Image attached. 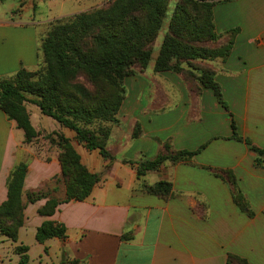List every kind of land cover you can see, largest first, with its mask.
Returning <instances> with one entry per match:
<instances>
[{
  "label": "crops",
  "instance_id": "0c3cea01",
  "mask_svg": "<svg viewBox=\"0 0 264 264\" xmlns=\"http://www.w3.org/2000/svg\"><path fill=\"white\" fill-rule=\"evenodd\" d=\"M249 1L218 2L213 7L217 34L240 28L227 59L206 63L215 73L228 111L211 90L202 88L196 95L180 75L154 72L155 57L143 72L124 81L125 98L107 143L113 156L110 169L105 170L108 160L97 151L86 150L73 140L72 131L58 126V132L73 140L81 163L90 173L100 175V180L87 199L61 204L50 217H41L37 211L49 198L65 196L58 151L35 150L31 143H24L23 132L0 110V205L6 200L9 173L18 163H27L22 188L24 222L16 243L0 235V264H18L19 255L14 252L18 245L27 247L28 264L65 260L80 264H226L230 254L248 264H264V190L257 173L264 170V164L257 170L253 166L257 157L264 163V155L231 139L230 127L233 119L239 136L264 150V48L256 51L252 44L254 37L264 34V20L259 2ZM37 30L20 17L0 19V78H10L20 68H37ZM26 109L30 113L27 104ZM256 124L263 136L261 143L249 133ZM135 125L141 130L137 138L132 137ZM165 144L177 151L204 148L190 164L164 162L138 180V164L153 160ZM213 169L234 174L251 216L235 205L228 185ZM141 181L169 183L170 194L167 198L148 194L141 189ZM39 191L48 197L28 203L26 194ZM44 221L62 224L65 239L38 243L35 233ZM125 235L130 239H124Z\"/></svg>",
  "mask_w": 264,
  "mask_h": 264
},
{
  "label": "trees",
  "instance_id": "16d2710c",
  "mask_svg": "<svg viewBox=\"0 0 264 264\" xmlns=\"http://www.w3.org/2000/svg\"><path fill=\"white\" fill-rule=\"evenodd\" d=\"M170 0H111L101 8L74 14L50 22L44 36L39 38L35 71L20 68L10 78H0V110L24 134V143H31L38 133L31 124L26 104L35 105L41 115L51 118L61 127L74 133L73 140L88 151H97L108 160L107 150L111 130L102 123L117 124V115L125 98L126 78L143 72L149 62L154 44L162 29ZM212 0H177L167 30L154 60L156 73L171 71L181 76L190 92L198 95L202 88L212 91L217 102L228 111L221 88L215 81L212 68L203 64L216 58L227 59L233 39L217 46L218 36L213 23ZM231 35V34H230ZM231 139L244 142L249 150L261 156L264 150L237 133L235 121L230 123ZM141 133L135 125L132 137ZM61 168L60 181L65 188L62 199L49 198L37 211L41 217L52 216L59 205L84 201L100 175L92 174L81 163L72 139L54 133ZM204 146L195 152L173 150L165 144L153 160L138 164L136 176L141 180L148 171L164 162L190 164ZM132 164V162H126ZM259 164V160H257ZM213 174L225 182L235 205L248 216L247 202L239 190L236 177L230 170L213 169ZM27 163L20 162L6 180V200L0 205V235L17 242L18 231L24 222L22 188ZM140 187L148 194L167 198L171 186L166 182ZM45 192H29L28 203L47 198ZM62 224L44 221L36 230L35 240L44 243L52 238L65 239ZM130 239L129 236H123ZM27 247L14 248L19 264H28ZM60 264H80L65 260ZM226 264H248L235 255H228Z\"/></svg>",
  "mask_w": 264,
  "mask_h": 264
},
{
  "label": "rangeland",
  "instance_id": "374dc122",
  "mask_svg": "<svg viewBox=\"0 0 264 264\" xmlns=\"http://www.w3.org/2000/svg\"><path fill=\"white\" fill-rule=\"evenodd\" d=\"M109 1L111 0H0V19H6V18L10 19V15H12L13 17H15V20H18L20 17L21 19L25 20V22L33 23L38 28L37 31H38V39H39L40 36L42 37L46 33L48 24L50 22L54 20L70 17L74 15V13L78 14L77 12L79 11L86 12L97 8H101L104 5H106ZM230 1H234V0H212L211 3L213 4L214 7V5L218 2L221 3V2H230ZM256 1L259 2L258 6L261 7L260 10L263 11L261 13L262 15L261 18L264 20V0H256ZM176 2L177 0L169 1L166 17L163 21L162 29L159 32L158 40L156 41L157 43L155 42L156 44H154L151 60H153L158 54L161 44L162 34H165L170 20L169 19L170 9H172L173 4H176ZM248 2L251 3L249 0ZM253 3H255V0ZM232 5L235 6L237 5V3H234ZM253 5L255 4H251L250 6ZM212 12H213V8H212ZM239 30L240 28L236 27L220 35L217 34L215 31L216 35L218 36L216 43L217 46H221L222 44L226 43L230 39V37H232L234 42L237 37V34L239 33ZM262 30H264V27ZM252 40H253L252 44L254 48H256V51H260L261 48L262 49L264 48V34L259 37H254ZM214 61H224V60H222L221 58H216L211 61H203V64L206 65V63L208 64ZM40 62L41 60L38 59L37 68ZM206 66L210 67L209 65ZM256 104L258 105L260 103L256 102ZM27 108L30 112L29 117L31 124L38 133V136L31 142V144L30 143L28 144L32 145V147L35 150L36 149L40 150V148L42 147H48L49 150L54 149L58 151L55 142L52 143V141H56V137L54 133L60 134V132L57 131L58 126L60 125L55 121H53L51 118L41 115L39 109L36 106L27 104ZM257 119L259 120V118ZM101 125L103 127H109L110 130L112 131L113 127L117 124L102 123ZM258 127H259L258 124H256V126L251 131H249V133L256 138L255 140L258 143H261V139L263 136L259 134ZM262 144H264L263 139H262ZM257 160H259V164H257ZM263 164L264 163L260 157L255 158V160L253 161V166L254 168H256V170L262 168ZM257 173L260 175V181L258 183L260 182L263 183V190H264V178L262 177L264 176V170L257 171ZM236 182L239 188L237 179ZM239 190L241 191L240 188Z\"/></svg>",
  "mask_w": 264,
  "mask_h": 264
}]
</instances>
